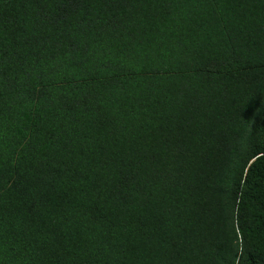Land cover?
Wrapping results in <instances>:
<instances>
[{
	"label": "trees",
	"instance_id": "trees-1",
	"mask_svg": "<svg viewBox=\"0 0 264 264\" xmlns=\"http://www.w3.org/2000/svg\"><path fill=\"white\" fill-rule=\"evenodd\" d=\"M0 264H264V0H0Z\"/></svg>",
	"mask_w": 264,
	"mask_h": 264
}]
</instances>
